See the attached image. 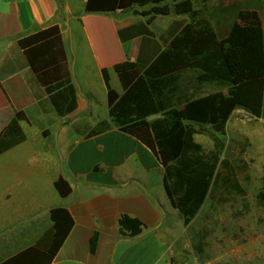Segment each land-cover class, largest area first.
<instances>
[{
    "label": "crops",
    "instance_id": "crops-1",
    "mask_svg": "<svg viewBox=\"0 0 264 264\" xmlns=\"http://www.w3.org/2000/svg\"><path fill=\"white\" fill-rule=\"evenodd\" d=\"M232 2L237 7L231 6L235 9L229 15ZM85 5L86 0H0V132L17 111L25 114L19 121L24 140L0 154V262L37 244L45 247L42 240L53 224L50 209L59 205L69 210L74 225L50 264H225L199 255L188 235L207 200L185 225L166 193L164 168L150 148L116 126L87 133L108 118L103 68L121 94L114 65L152 62L170 41L165 36L164 43L160 36L174 24L178 33L179 22L188 21L194 10L212 23L219 38L228 33L238 9L256 10L264 44V0H166L107 14L88 13ZM139 21L155 36L122 40L118 31ZM51 25L60 27L76 87V109L63 117L18 46L19 38ZM213 91L208 86L202 94ZM239 112L233 110L226 127ZM257 120L264 127V94ZM199 135L194 140L201 144ZM61 174L72 188L64 199L54 187ZM121 214L144 223L136 239L120 236Z\"/></svg>",
    "mask_w": 264,
    "mask_h": 264
},
{
    "label": "trees",
    "instance_id": "trees-1",
    "mask_svg": "<svg viewBox=\"0 0 264 264\" xmlns=\"http://www.w3.org/2000/svg\"><path fill=\"white\" fill-rule=\"evenodd\" d=\"M166 0H86L88 13H112L135 6L160 4ZM182 24V25H181ZM170 26L160 39L168 45L149 64L125 60L114 65L123 92L110 85L108 69H102L107 86L108 118L101 119L87 136L116 126L148 148L164 168V186L172 205L187 225L206 202L214 180L222 144L219 136L233 110L244 109L256 120L262 113L264 94V44L260 16L256 10L238 9L225 37L219 38L212 23L196 10L188 21ZM122 40L155 32L139 21L118 31ZM18 46L45 88L58 116L76 109L77 95L69 68L60 27L51 25L18 39ZM208 86L215 91L202 94ZM226 90L224 93L223 90ZM17 111L0 132V154L25 138ZM209 126L215 148L205 152L194 140ZM216 140V141H215ZM236 186V185H235ZM54 187L60 198L71 195L68 178L61 174ZM264 203V178L257 194ZM52 228L40 244L0 262V264H50L74 225L66 207L50 209ZM144 223L127 214L118 218L121 237L136 239ZM97 233L90 239L95 252ZM204 236L194 249L203 252Z\"/></svg>",
    "mask_w": 264,
    "mask_h": 264
},
{
    "label": "rangeland",
    "instance_id": "rangeland-1",
    "mask_svg": "<svg viewBox=\"0 0 264 264\" xmlns=\"http://www.w3.org/2000/svg\"><path fill=\"white\" fill-rule=\"evenodd\" d=\"M231 6L237 7L235 2L227 6L229 15ZM202 134L204 151H213L211 131ZM218 141L222 149L211 190L188 235L193 245L204 236L201 255L210 261L264 264V203L257 198L264 178L263 124L240 109Z\"/></svg>",
    "mask_w": 264,
    "mask_h": 264
}]
</instances>
